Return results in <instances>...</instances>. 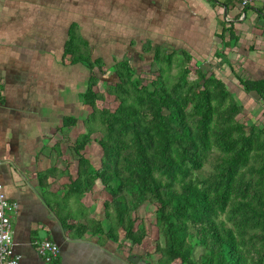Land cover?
<instances>
[{
    "label": "crops",
    "instance_id": "crops-1",
    "mask_svg": "<svg viewBox=\"0 0 264 264\" xmlns=\"http://www.w3.org/2000/svg\"><path fill=\"white\" fill-rule=\"evenodd\" d=\"M73 28L93 57H127L137 71L155 66L158 50L190 56V66L224 81L241 122L264 127V101L240 82L264 81V0L245 9L238 0H0V180L18 203L14 253L21 264H159L145 243L114 241L88 224L106 230L100 180L82 204L68 193L87 117V68L65 58ZM42 241L59 247L51 262L38 253Z\"/></svg>",
    "mask_w": 264,
    "mask_h": 264
},
{
    "label": "trees",
    "instance_id": "trees-1",
    "mask_svg": "<svg viewBox=\"0 0 264 264\" xmlns=\"http://www.w3.org/2000/svg\"><path fill=\"white\" fill-rule=\"evenodd\" d=\"M74 32L65 58L90 75L82 95L86 132L73 145L78 168L68 193L82 204L100 180L107 197L106 230L101 221L88 224L142 246L150 234L137 214L151 204L163 238L153 251L159 264H264V127L241 122V106L213 72L159 50L149 83L128 60L114 61L117 81L107 93L117 106L102 108L106 62ZM240 82L264 101V81ZM76 124L63 119L64 127ZM93 141L102 151L98 166L86 154Z\"/></svg>",
    "mask_w": 264,
    "mask_h": 264
},
{
    "label": "rangeland",
    "instance_id": "rangeland-1",
    "mask_svg": "<svg viewBox=\"0 0 264 264\" xmlns=\"http://www.w3.org/2000/svg\"><path fill=\"white\" fill-rule=\"evenodd\" d=\"M101 56H97L95 55L94 58H99ZM102 58L105 60L106 62V66L104 68L105 70V82L100 83L99 84V90L105 93V99L103 101V103H100V106L102 108H109L111 110H114L115 107L117 106V101L116 99L109 95L107 93V89L109 87V85H111L112 83H114L115 81H117V76L115 75V73L113 74L109 68L112 64H114V61H117L116 58L118 60H122L123 58H127V57H110V56H102ZM195 68V67H194ZM171 72L173 75H175L178 71V69L176 68V66L172 67ZM98 70H96L97 72ZM90 72L87 70V78L89 77ZM137 76L139 80H142L144 83H149L151 80L155 79V77L157 76L156 73V67L155 66H151V67H147V69L145 71H137ZM88 112H90V109L88 107ZM86 130V127H85ZM100 135H94L93 139H97L99 138ZM69 144V143H68ZM65 148L67 147L66 145L64 146ZM88 157H90V159L95 162L96 164H100V155L102 153L100 146L97 144L96 141H93L92 144H90L88 146ZM73 156L75 157L73 151H71ZM155 205H151L148 204L146 207H144L143 209H141L139 211V213L137 214V217L139 220L145 221L146 223V227L149 230V239L145 240V247L146 249H149L153 252L156 249V243L160 242L163 243V238L159 235L157 228L155 226ZM122 233V232H121ZM156 256V259L158 257L157 253H153Z\"/></svg>",
    "mask_w": 264,
    "mask_h": 264
},
{
    "label": "built area",
    "instance_id": "built-area-1",
    "mask_svg": "<svg viewBox=\"0 0 264 264\" xmlns=\"http://www.w3.org/2000/svg\"><path fill=\"white\" fill-rule=\"evenodd\" d=\"M224 1V0H217ZM242 8L254 6L261 0H238ZM18 203L6 198L0 180V264H21V257L14 253L13 217L17 214ZM40 256L51 262L59 255V247L53 242H37Z\"/></svg>",
    "mask_w": 264,
    "mask_h": 264
},
{
    "label": "water",
    "instance_id": "water-1",
    "mask_svg": "<svg viewBox=\"0 0 264 264\" xmlns=\"http://www.w3.org/2000/svg\"><path fill=\"white\" fill-rule=\"evenodd\" d=\"M134 263L135 264H146L143 260H141L139 257H135L134 258Z\"/></svg>",
    "mask_w": 264,
    "mask_h": 264
}]
</instances>
